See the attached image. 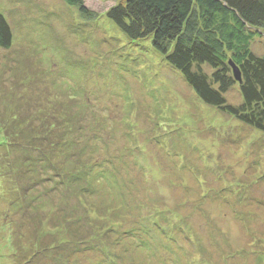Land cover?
Returning a JSON list of instances; mask_svg holds the SVG:
<instances>
[{
  "label": "rangeland",
  "instance_id": "obj_1",
  "mask_svg": "<svg viewBox=\"0 0 264 264\" xmlns=\"http://www.w3.org/2000/svg\"><path fill=\"white\" fill-rule=\"evenodd\" d=\"M122 1L0 0V127L28 146L0 147V264H264V131L124 36ZM223 95L241 102L237 82Z\"/></svg>",
  "mask_w": 264,
  "mask_h": 264
},
{
  "label": "trees",
  "instance_id": "obj_2",
  "mask_svg": "<svg viewBox=\"0 0 264 264\" xmlns=\"http://www.w3.org/2000/svg\"><path fill=\"white\" fill-rule=\"evenodd\" d=\"M64 1L89 15L84 0ZM106 17L131 41L149 39L153 50L181 73L204 103L264 131V54L258 55L251 49L254 36L264 34V0H124L109 7ZM11 44L10 26L0 12V48H9ZM230 62L239 71L240 83L234 78ZM236 82L241 102L233 105L223 94ZM73 97L74 94H70L65 100L73 101ZM72 112L66 114L64 123L74 124ZM80 113L79 125H72L70 131L79 126L81 129L84 112ZM21 132L18 130L12 135L0 127V147L12 145L18 137L20 147L28 148L19 137ZM67 141L71 146L76 144H72L68 136ZM52 146L49 145L51 149ZM69 149L75 157L73 148ZM76 156L82 158L81 154L76 153ZM24 160L26 156L21 157L20 162ZM79 169L70 168L66 176L76 181L90 172V167L87 171ZM57 174L62 176L58 171ZM103 174L104 171L98 172L96 179ZM80 190L87 191V186Z\"/></svg>",
  "mask_w": 264,
  "mask_h": 264
},
{
  "label": "water",
  "instance_id": "obj_3",
  "mask_svg": "<svg viewBox=\"0 0 264 264\" xmlns=\"http://www.w3.org/2000/svg\"><path fill=\"white\" fill-rule=\"evenodd\" d=\"M231 66H232V71H233V75H234L235 80H237L240 83L241 79H240V74H239L237 67L233 63H231Z\"/></svg>",
  "mask_w": 264,
  "mask_h": 264
}]
</instances>
